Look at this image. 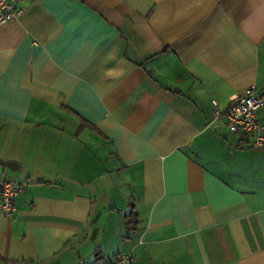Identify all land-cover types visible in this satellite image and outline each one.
Returning a JSON list of instances; mask_svg holds the SVG:
<instances>
[{
	"label": "crops",
	"instance_id": "crops-1",
	"mask_svg": "<svg viewBox=\"0 0 264 264\" xmlns=\"http://www.w3.org/2000/svg\"><path fill=\"white\" fill-rule=\"evenodd\" d=\"M18 6L0 23V179L23 190L0 264H264V145L211 101L264 87V0Z\"/></svg>",
	"mask_w": 264,
	"mask_h": 264
},
{
	"label": "built area",
	"instance_id": "built-area-1",
	"mask_svg": "<svg viewBox=\"0 0 264 264\" xmlns=\"http://www.w3.org/2000/svg\"><path fill=\"white\" fill-rule=\"evenodd\" d=\"M18 1L0 0V23H5L19 15L21 8L18 6ZM211 101L216 108V116H223L231 130L251 134L252 147L264 145V127L258 119L259 110L264 108V87L257 90L255 86H248L238 98L227 105H221L215 98ZM22 190L21 183L7 178L0 179V211L5 216H13L16 212L15 200ZM133 263V253L122 250L106 264Z\"/></svg>",
	"mask_w": 264,
	"mask_h": 264
},
{
	"label": "trees",
	"instance_id": "trees-1",
	"mask_svg": "<svg viewBox=\"0 0 264 264\" xmlns=\"http://www.w3.org/2000/svg\"><path fill=\"white\" fill-rule=\"evenodd\" d=\"M133 215L134 214H128L125 216V223H126V226L131 224L133 222Z\"/></svg>",
	"mask_w": 264,
	"mask_h": 264
}]
</instances>
